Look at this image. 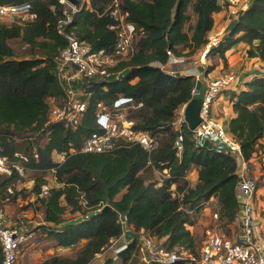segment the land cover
<instances>
[{
	"label": "trees",
	"instance_id": "obj_1",
	"mask_svg": "<svg viewBox=\"0 0 264 264\" xmlns=\"http://www.w3.org/2000/svg\"><path fill=\"white\" fill-rule=\"evenodd\" d=\"M16 4L31 2L38 17L26 24L0 22V152L13 157L25 152L28 167L41 172L54 169L57 185L52 186L40 203L43 230L56 247L77 248L73 256L52 255L41 264H149L142 253L143 242L134 238L126 248L98 261L113 240L123 237L127 228L141 229L155 243L168 250L184 248L197 258L201 238L186 227L195 217L179 209L172 185L185 189L183 203L200 211L203 200L212 196L220 204V220L231 225L237 215L239 158L232 152L217 151L196 145L186 122L181 124L184 140L181 150L176 145L174 122L193 96L194 75L173 76L153 62L166 63L168 50L175 56H191L209 41L214 27V14L227 7L220 0H120V9L127 21L139 32L135 52L114 67L109 78L84 79L82 89L91 93L88 111L74 130L61 123L46 124L54 104L60 103L64 92L58 77L56 55L67 45L59 33L57 22L64 6L58 0H7ZM113 0H91L90 7L74 12L67 28L94 49L111 52L117 33L110 28L114 19L108 12ZM52 7L55 10H52ZM195 14L194 21L189 9ZM239 34V35H237ZM28 46L25 55H18L12 41ZM238 42L246 44L247 55L264 61V0H252L248 8L237 14L230 34L212 47L206 56L222 59ZM208 66L206 72L214 68ZM129 68L128 75H118ZM245 88L232 94L236 116L229 132L240 144L242 158L249 161L255 153L264 154V73L255 75ZM119 95H131L143 106L134 109L137 127L159 138V148L149 154L140 145L121 147L110 152H81L84 139L95 132L97 103H110ZM51 130L49 139L45 133ZM37 146L38 160L33 147ZM24 150V151H23ZM55 152H66L62 163L54 160ZM154 168H167L170 177L157 185ZM196 168L198 181L187 186L189 172ZM264 171V163L262 164ZM18 173L0 176V204L8 196V188L19 180ZM47 179L37 178L33 190L41 192ZM11 196V200L15 197ZM110 205L111 209L103 210ZM7 208V206H6ZM91 212L95 214L90 215ZM71 215L68 217V215ZM85 215H89L87 218ZM83 217L74 224L66 222ZM3 253L0 244V264ZM174 264H196L180 259Z\"/></svg>",
	"mask_w": 264,
	"mask_h": 264
},
{
	"label": "built area",
	"instance_id": "obj_2",
	"mask_svg": "<svg viewBox=\"0 0 264 264\" xmlns=\"http://www.w3.org/2000/svg\"><path fill=\"white\" fill-rule=\"evenodd\" d=\"M231 15H237L241 9L249 6L247 0H225ZM64 6L63 15L57 22V29L67 39V45L56 55L58 77L64 92L60 103L54 104L50 111L49 120L46 124L61 123L66 129L74 130L82 123L90 104L91 93L86 92L77 84L84 79L109 78L115 74L114 67L122 61L129 60L135 52V41L138 35L137 26L127 21L120 9V0H113L108 7V12L114 19L110 28L117 33V41L113 51L106 49H94L85 40L79 39L67 28L73 22V15L80 7L91 6V0H78V5H72L67 0H58ZM54 11L55 8L52 7ZM38 17L33 10L31 2L16 4L7 0H0V22L7 24H26L35 21ZM222 38L219 34H210L209 41L201 51V56L206 57L212 47L219 44ZM169 59L166 63L153 62L155 66L168 71L173 76L180 75L177 70H167V65H174L179 61L171 50H168ZM202 81V80H201ZM238 82V75L234 72H225L214 79L202 81L206 85L205 96L201 107V123L193 130V138L198 146H204L205 141H210L217 151L232 152L241 159L238 170V201L240 204L236 218L232 225V232L229 234L221 225L220 204L216 197L203 200L200 204V211L187 207L183 203L185 189L179 191L176 184L172 185L173 196L179 200V209L194 216L208 214L211 223L208 224L201 235V246L199 256L193 257L186 249L180 248L168 250L158 246L154 239L146 236L143 240L144 259L147 254L166 264H174L180 259H190L196 264H264V224H261L257 214L255 197L258 191V182L249 174L246 161L242 158L239 142L229 130L211 115V106L216 99L226 90ZM198 89H193V94ZM143 106V102L137 101L131 95H119L110 103L100 101L95 110V125L97 130L87 136L80 149L81 152H110L121 147L140 145L149 157L155 152L160 141L156 135L137 127V122L132 117L134 109ZM184 121L183 109L179 112L174 125L177 127L176 145L179 150L182 148L184 135L181 124ZM51 130L45 133V139H49ZM34 159L38 160L39 153L37 146L33 147ZM54 160L62 163L66 152H55ZM30 156L23 152H16L13 157L0 152V176H9L18 173L20 178L26 176L30 169L28 162ZM54 169L50 172L54 173ZM154 176L157 185L170 177L167 168L159 170L154 168ZM18 180V181H19ZM188 180L187 186H193ZM50 184H42L41 192L36 194L44 197L48 194ZM15 193V187L8 188V196L4 202L11 201ZM89 215H85L87 218ZM27 213L23 212L16 219L10 220L7 215L6 205L0 204V244L2 247L1 264H18L20 251L36 235V221H28ZM194 232L195 224H185ZM125 236V233L124 235ZM115 240H113L114 242ZM127 242H123L117 249L119 252L126 248ZM93 264V263H88Z\"/></svg>",
	"mask_w": 264,
	"mask_h": 264
},
{
	"label": "crops",
	"instance_id": "obj_3",
	"mask_svg": "<svg viewBox=\"0 0 264 264\" xmlns=\"http://www.w3.org/2000/svg\"><path fill=\"white\" fill-rule=\"evenodd\" d=\"M249 5L252 0H247ZM221 3L225 0H220ZM237 21V15H231L228 8L225 7L219 12L214 14V27L210 34H219L223 39L226 38L233 28L235 22ZM239 35V34H237ZM227 64L225 65L224 61L220 59L212 58L211 56L202 57L201 50H198L191 56H180L179 61L174 65H167V70H177L180 75H194L196 79L202 81L206 79H214L219 75L225 72H234L238 75V82L233 85L232 88L224 91L212 104L211 106V115L215 119L219 120L227 129L230 120L236 116V112L233 107L232 94L237 93L240 90L244 89L245 83L252 79L255 75H260L264 72V61L258 57L250 58L247 55L246 44L244 42H238L234 44L231 48L226 51ZM214 65V68L210 72H206L208 66ZM176 67V68H175ZM184 109V107L182 108ZM182 109L179 110L182 111ZM212 150H217L215 147ZM225 151V147L222 149ZM239 166L241 164V159L239 160ZM247 167L249 174L255 178L258 182V191L255 197V204L257 208V214L261 224H264V171L262 169V164L264 163V154L259 152L255 153L253 157L247 162ZM53 174V173H51ZM53 178L56 181L55 175ZM189 180L192 182V185H195L198 181V172L197 169H192L188 174ZM48 182V181H47ZM49 183V182H48ZM50 184V183H49ZM57 185V184H56ZM50 186H55L51 185ZM199 216V215H198ZM202 219V217H201ZM201 219L195 218L194 232L196 228L201 223ZM12 220V219H10ZM37 223V226L44 224L42 219L41 223ZM232 226V225H230ZM136 232L132 228H127ZM126 229V230H127ZM140 240L143 242L144 238L147 236V233L143 229L139 231ZM125 236L120 239H116L110 247L116 246L119 247L123 242H128ZM57 255L63 256H73L74 254L65 253V251L71 250V247H56ZM107 249L98 254V261L102 262L106 257ZM144 254V250L142 249ZM55 255V254H53Z\"/></svg>",
	"mask_w": 264,
	"mask_h": 264
},
{
	"label": "rangeland",
	"instance_id": "obj_4",
	"mask_svg": "<svg viewBox=\"0 0 264 264\" xmlns=\"http://www.w3.org/2000/svg\"><path fill=\"white\" fill-rule=\"evenodd\" d=\"M189 13L192 15V21H194L195 14L192 9H189ZM12 45L16 49L18 55H25L28 46L22 43L20 40L12 41ZM176 68V67H175ZM264 73V72H263ZM177 126V125H176ZM24 151V150H23ZM25 153V152H24ZM52 172H41L38 170L29 169L26 176L21 178L15 183V197L7 205V215L9 219H16L23 212L27 213L28 221H36L41 223L42 218L40 216V203L36 200L37 196L33 190L37 178H44L51 185H56L57 182L53 178ZM71 215L69 214L68 217ZM202 217V219H201ZM198 219H201V223L195 230V235L201 238L204 228L211 223V218L208 214L199 215ZM223 228L231 234L232 226L224 225ZM54 241L48 238L43 230H36V235L26 244L20 251V257L18 264H41L45 259L49 258L53 254L57 253L55 249ZM116 246L108 247L106 256H112L115 254ZM77 248L74 247L71 250L65 251V253L75 254ZM145 260V259H144ZM146 261V260H145ZM147 262V261H146Z\"/></svg>",
	"mask_w": 264,
	"mask_h": 264
},
{
	"label": "water",
	"instance_id": "obj_5",
	"mask_svg": "<svg viewBox=\"0 0 264 264\" xmlns=\"http://www.w3.org/2000/svg\"><path fill=\"white\" fill-rule=\"evenodd\" d=\"M67 1L72 5H78V0H67ZM129 71H130L129 68L124 69L123 71L119 73L118 78L121 79V78L126 77ZM195 86L198 89V91L193 94L192 98L188 101V103L184 106V109H183L184 121L186 122L188 128L191 131L194 130L196 127H198V125L201 123L200 112H201V107L203 104L205 91H206V85H204L200 79H196ZM205 145L209 149H213V145L210 141L208 140L205 141ZM111 208L112 207L110 205H106L103 207V210L111 209ZM93 214H95V212L90 213V215H93ZM82 219L83 217H78L76 219L66 222L64 225L74 224L76 222L81 221ZM137 237L138 238L140 237L139 232H134L130 229H127L125 231V238L127 240H131ZM145 260L149 264H166L164 262L158 261L157 259L153 258L152 255L150 254H147L145 256Z\"/></svg>",
	"mask_w": 264,
	"mask_h": 264
}]
</instances>
